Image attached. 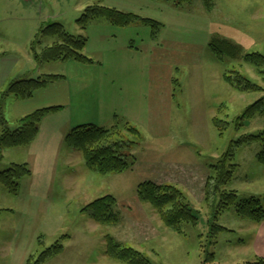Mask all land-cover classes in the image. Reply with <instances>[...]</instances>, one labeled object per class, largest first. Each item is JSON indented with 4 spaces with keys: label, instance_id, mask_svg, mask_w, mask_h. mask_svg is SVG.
<instances>
[{
    "label": "rangeland",
    "instance_id": "1",
    "mask_svg": "<svg viewBox=\"0 0 264 264\" xmlns=\"http://www.w3.org/2000/svg\"><path fill=\"white\" fill-rule=\"evenodd\" d=\"M213 1L207 8L204 0L181 6L170 0H0L7 21L20 27L21 48L28 42L23 36L30 34L33 40L40 28L55 22L72 34L88 37L83 52L94 63L41 65L48 73L64 75L68 74L64 65L84 66L69 84L75 113L91 111L86 97L96 95L99 88L97 79L81 85L78 77H108L113 71L135 77L131 91L142 103L139 117L131 121L140 135L126 133L137 144L130 151V167L123 172L102 174L88 169L82 153L65 144L57 163L55 157L33 161L23 146L4 150L1 170L27 162L32 175L20 180L17 194L0 183V264H26L61 238L62 252L42 264H127L106 254L107 234L124 246L139 249L154 264H202L207 252L215 253L217 264H248L262 258H253V246L263 224L240 216L235 206L216 213L220 196L212 194L206 200L205 186L213 174L211 165L233 141L264 130V115L241 127L236 122L264 91L240 92L224 78L227 71L236 70L264 88V74L243 58L251 52L264 54V0ZM94 4L150 17L161 26L142 21L115 26L101 17L82 30L78 20ZM222 38L240 46L238 58L220 59L212 51L210 42ZM53 42L48 37L43 46ZM120 86L118 81L104 80L101 87L119 94ZM0 103L15 127L18 118L3 90ZM216 116L229 122L222 134L214 124ZM233 146L237 167L223 189L237 190L240 199L257 196L264 206V165L257 156L260 145ZM148 180L179 188L197 211V224H184L182 233L167 227L150 204L138 199V185ZM108 194L118 200L120 222L98 224L82 209ZM213 224L227 229L215 236Z\"/></svg>",
    "mask_w": 264,
    "mask_h": 264
},
{
    "label": "trees",
    "instance_id": "2",
    "mask_svg": "<svg viewBox=\"0 0 264 264\" xmlns=\"http://www.w3.org/2000/svg\"><path fill=\"white\" fill-rule=\"evenodd\" d=\"M175 5L181 6L192 4L194 0H170ZM207 8L214 3L213 0H204ZM105 18L115 26H127L136 21L145 24L161 26L159 21L150 17H143L133 12H125L115 7L101 4L89 5L78 20L80 28L87 30L92 21L97 18ZM48 37L54 42L43 46V42ZM88 37L84 34H72L68 32L61 23H52L40 28L35 39L30 45V50L38 66L46 62L53 61H78L82 63H94V59L86 55L83 50L86 47ZM35 43L37 46H35ZM209 46L218 58L228 56L238 58L242 50L233 41L222 38L213 40ZM246 63L254 65L257 70L264 74V54L261 52H251L243 56ZM63 74L47 73L37 78H24L13 81L4 95H14L18 99H29L34 93L48 86L51 83L64 78ZM225 80L240 92H260L264 88L247 78L236 70H229L224 75ZM62 106L44 107L27 113L17 119V125L11 127L8 119L4 116L3 107L0 103V160L6 148L30 145L39 133L43 119L50 113L59 111ZM257 115H264V95L248 105L244 112L236 118L237 127ZM216 128L222 134L227 129L229 122L218 116L214 118ZM126 133L140 135L139 130L131 122L123 117L116 116L114 123L110 127H105L97 123H83L73 127L65 135V144L82 153L85 166L88 169L102 174L120 173L130 167L129 159L132 147L136 141L127 139ZM258 143V161L264 165V130L255 133H246L233 141L230 148L224 152L211 165L213 174L208 176L205 186V197L209 200L212 194H219L220 202L216 213L225 211L233 206L240 216L247 217L254 222L264 221V206L262 200L257 196L247 199H240L237 190H226L223 186L229 183L237 167L233 163L236 146L243 144ZM32 169L28 163H12L8 168L0 169V183L3 184L10 193L17 194L20 180L25 176H31ZM138 199L148 203L159 215L161 221L169 228L182 233L186 223L197 224L198 213L185 200L183 192L174 185L167 183H157L144 181L138 185ZM2 209H0V212ZM83 212H88L98 224H116L120 222L118 210V200L113 195H105L86 204ZM227 228L219 225H212V234L215 236ZM42 237V236H41ZM40 237V239H41ZM62 239V238H61ZM61 239L55 244L44 249L38 256H31L26 264H42L52 255L59 254L63 250ZM106 254L117 261L127 264H154L150 258L131 246H124L122 242L115 239L110 234L106 235ZM42 243V242H41ZM202 264H217L215 253L207 252ZM248 264H264V259L249 262Z\"/></svg>",
    "mask_w": 264,
    "mask_h": 264
},
{
    "label": "crops",
    "instance_id": "3",
    "mask_svg": "<svg viewBox=\"0 0 264 264\" xmlns=\"http://www.w3.org/2000/svg\"><path fill=\"white\" fill-rule=\"evenodd\" d=\"M5 12L3 6L0 5V93L2 90L3 92L6 91L11 81L31 77L37 78L48 73L45 68L37 65L30 50V45L34 39L32 40L30 34L23 36L28 42L21 48L18 42L21 37L19 35L20 27L16 26L14 22L9 23L7 21L9 16L5 15ZM3 24H6V26ZM6 45L8 46L7 48ZM64 66H67L64 69L68 73L67 75L63 74L64 78L37 90L31 98L22 100L12 94L7 95V99L11 101L15 118H20L40 108L62 106L59 111L52 112L43 119L39 133L34 141L28 146H23L27 147L28 156L33 161L34 159L36 161L41 159L49 161V159L53 160L55 157L56 160H53V162L57 163L62 147L65 144V135L79 124L97 123L103 126H110L114 123L116 116L123 117L131 122L132 118L139 117L137 115H140L142 111L141 100H136V93L131 91V85H134L135 77L126 78L113 71L108 77L100 74L89 76L87 79L83 76L78 77L81 79L79 80L81 85H89L91 84L89 81L97 79L99 88L96 95L86 97L90 101L88 110L91 111L89 113H75V98L69 88V84L71 78L81 75V70L78 68H84V66L73 63ZM32 73L35 76H31ZM104 80L110 83L117 81L121 83L119 94L113 91H106L105 87H101ZM63 86L67 87V89L65 87L63 89ZM83 88V86H80L78 89ZM49 90L52 91L51 95L48 94ZM89 101L84 103L88 104ZM144 111L148 112L147 107ZM262 224L263 226L256 238V244L253 246V258L261 256L264 259V223L262 222Z\"/></svg>",
    "mask_w": 264,
    "mask_h": 264
}]
</instances>
